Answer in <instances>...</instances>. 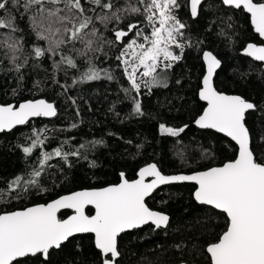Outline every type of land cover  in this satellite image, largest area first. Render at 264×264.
Wrapping results in <instances>:
<instances>
[{
	"label": "snow or ice",
	"instance_id": "obj_1",
	"mask_svg": "<svg viewBox=\"0 0 264 264\" xmlns=\"http://www.w3.org/2000/svg\"><path fill=\"white\" fill-rule=\"evenodd\" d=\"M205 3L206 0H136V3L129 0L126 5H120L117 0H0V30H4L0 31V49L3 59L11 65L5 71L15 73L18 83L23 81L22 70L31 60L36 61L32 66L39 68L43 59L51 60V79L56 84H59L57 72L67 75L68 69H78L77 58L86 60L87 71L73 79L71 85H60L65 92L78 83L101 78L114 80L108 69L98 68L93 61L96 53L108 54L105 46H119L116 59L123 65V74L130 83V88L122 89L132 102L130 115L144 116L138 98L141 85L149 91L153 87L166 88L169 73L184 59L185 50L195 47L201 53L199 59L204 67L197 95L206 106L194 124L199 129L223 134L230 146L234 142V159L220 166L191 174L166 175L156 163H151L139 169L135 180L127 179L121 172L120 182L116 184L74 191L22 210L0 212V264H53V256L63 254L77 234L86 233L94 234V246L101 264H119L118 237L122 233L148 224L154 226L152 231L170 226V217L151 210L146 198L159 186L181 182H194L191 195L199 205L207 206L206 211L211 214L209 220L212 215L224 216L223 230L211 242L206 241V247L200 252L201 255L206 253L208 264H264V155H257L264 151V107L241 95L219 91L214 77L222 67V60L212 51L204 50L202 40L186 35L189 25L179 17L178 11L187 10L196 20L203 13ZM217 10L233 15L237 11L248 14L255 33L264 40V0H218ZM24 20L36 40L44 42L34 45L28 52H25L27 41L21 27ZM221 22L228 28H235L231 15L227 22L223 19ZM144 27L151 29L150 34H145ZM105 31L114 39L105 36ZM132 32L135 37L125 42ZM218 35L227 34L222 29ZM136 37H142L143 42H138ZM241 54L261 62L258 68H250V71H258L264 80V44L248 43ZM249 74L241 72L240 76L244 78ZM176 83L181 81L176 80ZM40 84L37 80L35 87ZM68 99L76 104L75 98L69 96ZM256 113L260 114L259 133L254 136L248 127V117ZM56 115L57 108L44 99L29 100L18 107L0 106V132L24 125L31 117ZM158 127L162 135L180 137L188 125L176 128L159 123ZM43 131H34L36 138L30 146L22 148L26 156L44 144L40 139ZM102 143V140L91 142L93 147ZM178 155L182 163L187 164L183 153ZM69 156L87 160V155L79 149L65 152L58 147L52 152H41L37 165L30 172L6 181V188H0V200H18L33 189L49 191L43 186L45 166L53 167L48 161L58 157L71 168ZM201 159H214V156L204 149ZM95 166V162L90 163V167ZM148 177L152 179L146 182ZM88 206L94 209V214H86ZM62 209H70L73 214L61 219L58 213ZM173 247L182 252L184 244L175 243ZM76 250L81 251L79 244ZM65 262L77 264L75 258L65 257ZM179 264H188V261L181 258Z\"/></svg>",
	"mask_w": 264,
	"mask_h": 264
},
{
	"label": "trees",
	"instance_id": "obj_2",
	"mask_svg": "<svg viewBox=\"0 0 264 264\" xmlns=\"http://www.w3.org/2000/svg\"><path fill=\"white\" fill-rule=\"evenodd\" d=\"M117 2L126 5L129 0ZM131 2L136 3V0ZM217 7L218 0L206 1L203 13L196 20L190 17L187 10H179V17L189 25L186 35L202 40V48L212 51L222 60V67L214 78L219 91L241 95L264 107V80L258 71H250V68H258L260 63L241 54L248 43H264L254 32L248 15L239 11L235 15L227 11L219 12ZM230 15L234 29L221 22V19L227 22ZM21 27L27 41L25 52L34 45H43L44 42L37 41L31 33L26 20L21 22ZM222 29L227 35H218ZM150 31V28L144 27L146 35ZM104 34L114 39L110 32L105 31ZM134 37V32L129 33L125 42ZM136 38L138 42H143L142 37ZM118 47L105 46L108 54L96 53L93 61L98 68L108 69L114 80L101 78L78 83L67 92L60 85H71L73 79H78L82 72L87 71L85 59L77 58L78 69H68L67 75L57 72L59 84H56L51 79V60L43 59L41 67L34 68L32 65L36 61L30 57L31 63L22 70L24 79L18 83L15 73L5 71L11 65L3 59V50L0 49V105L17 106L25 101L44 99L57 108V115L52 120H32L23 127L0 134V188H6V181L30 172L37 165L41 152H52L62 147L65 152L79 149L87 155V160L69 156L73 165L71 168L54 157L48 161L53 167L46 165L43 177V186L49 191L37 192L33 189L18 200L4 198L0 200V212L22 210L74 191L116 184L120 182L121 172L127 179L134 180L138 170L151 163H156L163 174L173 175L191 174L234 159L233 142L230 146L227 138L194 127L195 118L205 107L197 95L204 67L199 59L201 53L195 47L185 50L184 59L169 73L166 88L153 87L149 91L141 85L138 98L142 102L144 116L130 115L132 102L122 90L130 88V83L123 74V65L116 59ZM173 50L179 52L178 49ZM241 72L250 74L241 78ZM37 80L41 81L40 87H35ZM176 80L181 83L177 84ZM131 94L136 95L135 92ZM69 96L76 99L75 105L68 99ZM259 116L256 113L248 117V127L254 136L259 133ZM159 123L176 128L187 124L188 128L180 137H169L160 133ZM73 124L76 127H72ZM41 129L44 131L40 133V139L44 140V144L38 145L32 154L26 156L22 148L30 146L36 138L33 132ZM97 140L103 143L93 147L91 142ZM178 140L180 143H177ZM80 145L85 147L80 148ZM137 145L142 147L137 148ZM204 149H208L214 159H201ZM181 152L187 158V164L182 163L178 155ZM257 155H264V151ZM91 162H95L96 166L90 167ZM193 191V185L183 184L165 186L154 192L146 200V205L153 211L167 214L170 226L152 231L153 227L148 225L121 235L118 238L119 264H179L181 258L186 259L188 264H208L206 253L201 255L200 252L206 247V241L211 242L223 230L224 216L212 215L209 220L211 214L207 213V207L195 203L191 195ZM86 213L92 215L93 211L88 208ZM69 215L70 212L63 211L59 218L66 219ZM179 242L184 244L182 252L173 247ZM77 244L81 251L76 250ZM65 257L75 258L77 264H101L91 235L72 239L63 254L53 256V264H66Z\"/></svg>",
	"mask_w": 264,
	"mask_h": 264
},
{
	"label": "water",
	"instance_id": "obj_3",
	"mask_svg": "<svg viewBox=\"0 0 264 264\" xmlns=\"http://www.w3.org/2000/svg\"><path fill=\"white\" fill-rule=\"evenodd\" d=\"M206 1H208V0H206ZM210 1H214V0H210ZM246 14V13H245ZM246 15H248V14H246ZM252 26V25H251ZM252 28H253V26H252ZM254 30V29H253ZM255 32V31H254ZM257 34V33H256ZM258 35V34H257ZM259 37V36H258ZM259 39L264 43V40H262L260 37H259ZM244 57H246V56H244ZM247 58H249V59H251L250 57H247ZM252 60V59H251ZM203 62V61H202ZM256 62V61H255ZM257 63H261V62H257ZM219 70V69H218ZM215 78V77H214ZM199 99V98H198ZM200 101V100H199ZM26 102V101H25ZM204 106H206V104H205V102H203V101H200ZM23 103V102H22ZM0 106H3V105H0ZM12 106L13 107H18L19 105H17V106H15V105H13L12 104ZM55 117V116H54ZM54 117H31V118H29V121L28 122H30V121H32V120H36V119H42V120H52ZM27 122V123H28ZM26 123V124H27ZM26 124H24V125H17V126H15L13 129H11V130H5V131H2V132H0V134H2V133H9V132H11L12 130H14V129H16V128H19V127H23V126H25ZM194 127L196 128V129H198V130H201V131H212V132H214V130H203V129H199L195 124H194ZM215 133V132H214ZM217 134H219V133H217ZM219 135H221V136H223V134H219ZM224 137V136H223ZM226 138V137H225ZM228 139V138H227ZM233 144H234V142H233ZM139 171V170H138ZM138 173V172H137ZM135 179H138V176H137V174H136V178ZM134 179V180H135ZM152 178L151 177H148V178H146V182L147 181H150ZM183 184H191V185H193L194 186V182H181V183H175V184H172V185H183ZM165 186H169V185H162V186H159L156 190H154V192H156L158 189H160V188H162V187H165ZM153 192V193H154ZM153 193L149 196V197H151L152 195H153ZM149 197H147L146 198V200L149 198ZM195 201V200H194ZM195 203L196 204H198L196 201H195ZM199 205V204H198ZM199 206H201V205H199ZM32 207V206H31ZM204 207H207V206H204ZM88 208H90V209H92L91 208V206H88ZM87 208V209H88ZM86 209V210H87ZM63 211H68V212H70V215H72L73 214V212H72V210H70V209H62L59 213H58V217H59V214L61 213V212H63ZM92 211H93V214H94V209H92ZM87 214V213H86ZM69 215V216H70ZM148 225H150V226H152V227H154L153 225H151V224H148ZM148 225H144V226H142L141 228H143V227H145V226H148ZM141 228H139V229H141ZM163 229V228H162ZM135 230H138V229H133V230H130V231H128V232H132V231H135ZM158 230V229H157ZM127 233V232H126ZM123 234H125V233H122L121 235H123ZM80 235H91L92 237H93V243H94V234H91V233H86V234H77V236H80ZM120 235V236H121ZM119 238V237H118ZM95 247V246H94ZM97 250V249H96ZM98 251V250H97ZM119 258V257H118Z\"/></svg>",
	"mask_w": 264,
	"mask_h": 264
}]
</instances>
